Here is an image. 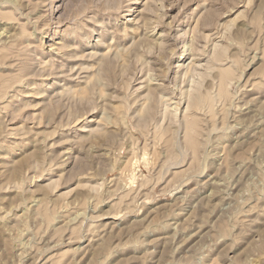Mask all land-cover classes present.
Returning <instances> with one entry per match:
<instances>
[{"label":"rangeland","instance_id":"1","mask_svg":"<svg viewBox=\"0 0 264 264\" xmlns=\"http://www.w3.org/2000/svg\"><path fill=\"white\" fill-rule=\"evenodd\" d=\"M0 26V264H264V0Z\"/></svg>","mask_w":264,"mask_h":264},{"label":"bare ground","instance_id":"2","mask_svg":"<svg viewBox=\"0 0 264 264\" xmlns=\"http://www.w3.org/2000/svg\"><path fill=\"white\" fill-rule=\"evenodd\" d=\"M0 27L2 28V26H0ZM1 28H0V29H1ZM5 28H6V27H5ZM4 30L7 31V29H4ZM8 31H9V30H8ZM8 31H7V32H8ZM0 32H1V31H0ZM7 32H6V36H7ZM2 33H3V32H2ZM2 33H1V34H2ZM8 37H9V36H8ZM13 37H14V36H13Z\"/></svg>","mask_w":264,"mask_h":264}]
</instances>
